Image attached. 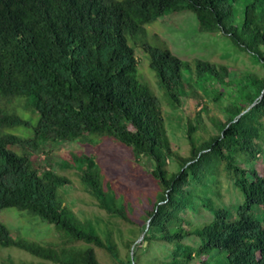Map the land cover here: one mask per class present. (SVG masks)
I'll list each match as a JSON object with an SVG mask.
<instances>
[{
  "label": "trees",
  "instance_id": "1",
  "mask_svg": "<svg viewBox=\"0 0 264 264\" xmlns=\"http://www.w3.org/2000/svg\"><path fill=\"white\" fill-rule=\"evenodd\" d=\"M238 1L0 0V97L25 98L32 114L24 119L0 106V213L17 209L26 223L50 226L58 238L31 241L0 219L1 247L40 264H101L97 248L118 264H264V76L247 71L233 78L228 65L186 61L146 39L149 24L190 11L201 32L226 36L264 68V0H251L240 23ZM135 47L148 56L170 106L185 115L189 156L175 150L162 101L138 79ZM188 100L202 107L195 116L183 108ZM209 100L225 115L224 121L207 115L217 133L203 118ZM15 127L31 135L6 132ZM102 137L131 148L137 161L149 159L161 189L146 212L144 239L129 244L126 260L109 226L81 219L66 204L71 179L40 171L32 160L42 144H95ZM62 167L76 170L109 216L133 223L94 156L74 155ZM223 176L244 196L234 207L222 200ZM202 210L211 218L200 224L188 218ZM156 246L163 258L150 256Z\"/></svg>",
  "mask_w": 264,
  "mask_h": 264
},
{
  "label": "rangeland",
  "instance_id": "2",
  "mask_svg": "<svg viewBox=\"0 0 264 264\" xmlns=\"http://www.w3.org/2000/svg\"><path fill=\"white\" fill-rule=\"evenodd\" d=\"M250 2L251 0H239L235 5L238 23L242 22L244 10ZM147 29L148 34L146 39L150 44L169 48L174 55L183 60L193 62L194 60L202 59L217 65H228L233 70V78H237L241 73L247 71L264 76V68L254 63V59L249 54L237 49L229 38L219 33L210 34L201 32L195 15L190 11L171 13L149 24ZM131 44L134 46L133 43ZM135 49L140 60L137 74L138 79L142 83L148 84L162 101L166 110L169 135L175 150L184 157L189 156L190 145L186 138L185 115L183 117L180 111L170 106L165 92L159 87L156 73L149 67L148 56L143 53L142 49L137 47ZM218 88L220 87L218 86ZM0 106L14 110L16 114L24 119H30V116H32L26 110L27 100L25 98L9 100L0 97ZM208 106L209 112H204L203 118L208 128L211 129V132L217 133V131H214V127L207 115H216L223 121L225 120V115L214 106L211 100H209ZM183 108L188 115L195 116V113L202 107L196 101L188 100V102H185ZM6 132L19 135L24 134L27 137L31 135V132L29 133V131L22 127L6 129ZM74 155H88L96 158L101 168L104 185H110L118 197H123L128 215L133 223L109 216L84 189L76 170L64 169L62 167V163L71 162ZM238 159L244 166H252L251 163L245 161L241 156ZM261 159L264 161V152L261 155ZM32 160L40 171L52 168L57 173L66 175L71 179V189L63 195L66 204L71 206L81 219H88L94 222L100 220L103 227L109 226L113 230L120 257L126 260L130 251L129 244L132 241L140 244L144 239L149 225L145 219L146 212L153 210L154 205L157 203V194L161 190L159 184L151 174L154 168L153 163L147 158L137 161L131 148L108 137L98 138L95 144H81L68 141L42 144L38 152L32 155ZM220 188L222 200L225 204L234 207L244 201V196L234 187L228 177L223 176L221 178ZM19 214L25 216V222L23 219L20 220ZM26 216V213H21L14 208L6 209L0 213V219L14 235L22 236L28 240L42 244H47L48 240L58 242L57 235L50 226L45 224L37 226L35 223H30V225L26 223ZM188 218L194 223L200 224L206 219L211 218V215L202 210L200 213H189ZM143 227L144 231L138 233ZM132 229L137 232L136 235H131L130 231ZM96 251L101 264H118L106 250L97 248ZM149 253L150 256L156 255L159 258H163L164 255L159 250V246L152 248ZM145 257L141 255V259L144 261L146 260ZM9 260L13 264H28L31 262L40 264L39 259L29 253L16 248H4L0 246V264L3 262L8 263Z\"/></svg>",
  "mask_w": 264,
  "mask_h": 264
}]
</instances>
